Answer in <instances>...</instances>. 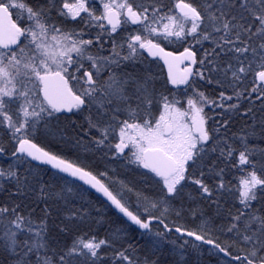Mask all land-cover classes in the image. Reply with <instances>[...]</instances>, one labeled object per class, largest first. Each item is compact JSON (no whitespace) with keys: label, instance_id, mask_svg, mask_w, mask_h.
Listing matches in <instances>:
<instances>
[{"label":"snow or ice","instance_id":"snow-or-ice-1","mask_svg":"<svg viewBox=\"0 0 264 264\" xmlns=\"http://www.w3.org/2000/svg\"><path fill=\"white\" fill-rule=\"evenodd\" d=\"M0 264H264V0H0Z\"/></svg>","mask_w":264,"mask_h":264}]
</instances>
